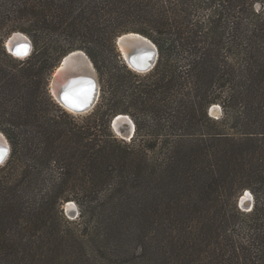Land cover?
I'll use <instances>...</instances> for the list:
<instances>
[{
    "label": "trees",
    "instance_id": "1",
    "mask_svg": "<svg viewBox=\"0 0 264 264\" xmlns=\"http://www.w3.org/2000/svg\"><path fill=\"white\" fill-rule=\"evenodd\" d=\"M129 32L158 47L149 73L116 50ZM75 50L102 83L82 118L50 93ZM0 131V264H264V0H0Z\"/></svg>",
    "mask_w": 264,
    "mask_h": 264
},
{
    "label": "water",
    "instance_id": "2",
    "mask_svg": "<svg viewBox=\"0 0 264 264\" xmlns=\"http://www.w3.org/2000/svg\"><path fill=\"white\" fill-rule=\"evenodd\" d=\"M25 33L23 32H15L11 34L5 41V47L7 51L12 54L14 57L19 59H25L29 57L32 52L34 51V43L32 39L27 35L28 38H25ZM138 35L139 43L137 46H133V49L129 51L128 57L124 55L121 50L120 40L123 37L129 35ZM144 35L136 32H129L119 36L116 40L117 49L120 52L121 59L129 66L132 65L136 68L138 73L146 74L152 71L158 63L159 59V50L157 45L154 43L151 46L146 40H144ZM150 39V38H149ZM151 40V39H150ZM149 40V41H150ZM152 41V40H151ZM153 42V41H152ZM155 45V47H154ZM18 55V57L16 56ZM75 55H86L88 60L91 63L92 71L88 75H77L74 74V71H70V67H68V60ZM68 63V64H67ZM61 66L65 67L64 75H72L70 78L67 79L66 83L59 85V96L60 99L65 102V104H69L74 106L77 113L79 115L89 114L94 111L95 107L97 106L100 96H101V86L97 74V70L92 62L91 58L85 51L82 50H75L67 54L65 57L62 58L58 67H56L54 73L52 74L50 80V92L54 99H57L56 96L52 92V82L55 78V72ZM135 71V69L133 70ZM137 72V71H136ZM75 75V76H74ZM77 75V76H76ZM68 76V77H69ZM63 76H61L62 78ZM222 111V108L218 105H214L210 109V114L212 116H217ZM121 117H125V120L122 121ZM216 119H219L216 117ZM111 128L116 136H123L125 135L126 138L131 141V139L135 136L136 133V123L132 119V117L128 114H117L111 120ZM1 132V131H0ZM5 136V134L2 132ZM7 143H0V166H3L9 159L11 155V145L7 137L5 136ZM122 138V137H121ZM126 138H122L125 141H128ZM250 190L244 191L242 196L239 199V207L244 212H251L255 205V197L251 192L249 196H246ZM70 202V201H69ZM68 203L67 214L68 216H72L73 219L79 216L78 208L75 206H69L72 203ZM75 217V218H74Z\"/></svg>",
    "mask_w": 264,
    "mask_h": 264
},
{
    "label": "bare ground",
    "instance_id": "3",
    "mask_svg": "<svg viewBox=\"0 0 264 264\" xmlns=\"http://www.w3.org/2000/svg\"><path fill=\"white\" fill-rule=\"evenodd\" d=\"M144 37H145L144 40H146L151 46H153L154 42H152L148 37H146V36H144ZM25 38H28L27 35H25ZM139 38H141V37L138 36V35L132 34V35L123 37L120 40L121 50H122V52L124 53V55L126 57H128L129 51L131 49H133V46H137L138 45ZM154 47H155V45H154ZM16 56L18 57V55H16ZM68 63H67L68 64V67H70L69 70L71 72L74 71L73 72L74 74H77V75H81V74L88 75L92 71L91 63L88 60V58H87L86 55H84V56L83 55H75V56H73L72 58H70L68 60ZM133 67L134 66L132 65L130 68L133 69ZM134 69H135V71L140 72L136 68H134ZM64 70H65V67L64 66H61L60 68H58L56 70V72L54 74L55 75V78L53 79V82H52V89H53L54 95L56 96V98H58V100L56 99V101L61 106L64 105L67 109L71 110L72 113H75V114H78L79 115V113H77V111H76V109H75L74 106H71L69 104L67 105V104H65V102L63 100L60 99V96H59V93H60V91H59L60 90L59 89V85L60 84H63V83H66L67 82V79L72 76V75L69 76L68 74L67 75H64V73H63V72H65ZM61 76H63V77L61 78ZM121 120L124 121L125 120V117H121ZM122 138H126V136L123 135ZM126 139L129 141L128 138H126ZM0 143H5V144L7 143L6 138L2 134V132H0ZM249 193L251 195V192L249 191L248 193H246V196H249ZM69 203H72L69 206H75L76 205L74 202H69Z\"/></svg>",
    "mask_w": 264,
    "mask_h": 264
},
{
    "label": "rangeland",
    "instance_id": "4",
    "mask_svg": "<svg viewBox=\"0 0 264 264\" xmlns=\"http://www.w3.org/2000/svg\"><path fill=\"white\" fill-rule=\"evenodd\" d=\"M117 50V52L120 54V52H119V50L118 49H116ZM82 51H84V50H82ZM120 58H121V56H120ZM123 61V60H122ZM124 62V61H123ZM125 63V62H124ZM126 64V63H125ZM95 66V65H94ZM126 66H128L127 64H126ZM96 68V67H95ZM128 68L129 69H131L132 71H133V69L132 68H130L129 66H128ZM96 70H97V68H96ZM133 72H135V73H137L138 74V72H136V71H133ZM97 74H98V78H99V82H100V86H101V94H102V83H101V80H100V74H99V72H98V70H97ZM139 74H142V73H139ZM145 74V73H144ZM143 74V75H144ZM52 88V87H51ZM52 91H53V89H51ZM51 93V92H50ZM52 95V94H51ZM54 98V97H53ZM55 101V103L58 105V107L61 109V110H63V111H66V113L68 114V115H70L71 117H75V118H82V117H84L85 115H87V114H85V115H78V114H75V113H71V112H69L66 108H64L63 106H61L57 101H56V99H54ZM100 100H101V96H100ZM100 100H99V102H100ZM98 102V103H99ZM98 105V104H97ZM218 105V104H217ZM218 106H220V105H218ZM221 107V106H220ZM219 114L217 115V116H213L214 118H216V117H220L221 115H222V111H220V112H218ZM133 119V118H132ZM134 120V119H133ZM135 121V120H134ZM2 132V131H1ZM118 137V136H117ZM121 137H123V136H121ZM120 136L118 137L119 139H122ZM127 142H129V141H127ZM70 202H74V201H70ZM75 204H76V207L78 208V211H79V213H80V207H79V205L76 203V202H74ZM67 208H68V203H65V204H63L62 205V210H63V212H64V215L68 218V219H71V220H75V219H73V217L72 216H68V214H67Z\"/></svg>",
    "mask_w": 264,
    "mask_h": 264
},
{
    "label": "flooded vegetation",
    "instance_id": "5",
    "mask_svg": "<svg viewBox=\"0 0 264 264\" xmlns=\"http://www.w3.org/2000/svg\"><path fill=\"white\" fill-rule=\"evenodd\" d=\"M52 92H53V91H52ZM53 94H54V92H53ZM62 105H63V104H62ZM63 107L66 108L64 105H63ZM66 109H67V108H66ZM67 110H68L69 112H71V110H69V109H67ZM71 113H72V112H71Z\"/></svg>",
    "mask_w": 264,
    "mask_h": 264
}]
</instances>
